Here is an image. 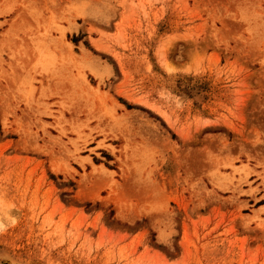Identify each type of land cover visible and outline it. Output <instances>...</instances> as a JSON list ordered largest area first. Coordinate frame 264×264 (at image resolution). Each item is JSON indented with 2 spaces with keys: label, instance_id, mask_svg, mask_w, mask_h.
<instances>
[{
  "label": "rangeland",
  "instance_id": "rangeland-1",
  "mask_svg": "<svg viewBox=\"0 0 264 264\" xmlns=\"http://www.w3.org/2000/svg\"><path fill=\"white\" fill-rule=\"evenodd\" d=\"M0 264H264V0H0Z\"/></svg>",
  "mask_w": 264,
  "mask_h": 264
}]
</instances>
